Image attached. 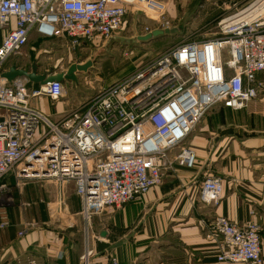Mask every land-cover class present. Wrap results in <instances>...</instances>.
<instances>
[{
  "label": "built area",
  "instance_id": "1",
  "mask_svg": "<svg viewBox=\"0 0 264 264\" xmlns=\"http://www.w3.org/2000/svg\"><path fill=\"white\" fill-rule=\"evenodd\" d=\"M134 10L156 21L166 7L155 0H0V230L11 226L2 210L10 174L17 186L46 181L62 189L73 183L85 223L80 264H94L95 216L142 200L163 184L172 164L196 170L197 153L185 141L210 108L253 114L264 109V0L221 19L211 40L170 48L57 123L32 100L64 99L63 83L31 89L27 80L2 79L6 63L22 52L31 34L63 40L73 49L102 48ZM158 24L139 38L175 29ZM223 192L222 179L207 178L200 202L218 207ZM202 223L218 245V264H263L255 222L237 226L219 215Z\"/></svg>",
  "mask_w": 264,
  "mask_h": 264
},
{
  "label": "crops",
  "instance_id": "2",
  "mask_svg": "<svg viewBox=\"0 0 264 264\" xmlns=\"http://www.w3.org/2000/svg\"><path fill=\"white\" fill-rule=\"evenodd\" d=\"M158 1L172 8L185 0ZM3 37L4 32L0 31V45ZM29 41L56 40L42 39L33 33ZM34 65L39 74L63 71L39 60L29 63L21 58L6 71L12 66L31 71ZM30 88L39 86L30 83ZM44 99L47 98L34 99L32 105L43 112ZM227 111L244 114L249 121L246 126L227 128L207 138L193 137L190 147L197 153L198 166L193 171L175 173L186 180L183 193L192 191L181 208L182 203L173 201L167 191L152 189L140 201L93 218L91 227L97 249L94 264H111V258H116L118 264H218V245L202 220L210 222L219 215L236 225L253 221L259 226L264 264V109L255 114ZM217 177L224 186L220 205L203 206L199 199L202 183ZM4 183L11 191L2 210L11 226L0 230V264H80L85 223L75 185L69 183L60 189L53 182L33 181L17 186L12 174ZM181 195L178 197L183 198ZM21 231L24 234L19 236Z\"/></svg>",
  "mask_w": 264,
  "mask_h": 264
},
{
  "label": "rangeland",
  "instance_id": "3",
  "mask_svg": "<svg viewBox=\"0 0 264 264\" xmlns=\"http://www.w3.org/2000/svg\"><path fill=\"white\" fill-rule=\"evenodd\" d=\"M155 1L165 5L158 0ZM240 1L242 0H185L172 8L165 5V15L156 21L152 20L145 11L134 10L128 15L123 30L106 42L103 48L84 46V48L73 49L67 42L57 39H51L56 40L51 42L29 41V45L19 55L12 56L8 60L5 68L12 65L18 58L25 59L29 63L39 60L46 66H56L57 70L62 69V73H67L68 68L73 64L83 65L87 61L93 63L88 72L78 75L77 83H66V96L62 102L50 99L42 101L45 109L43 113L57 123L64 117L60 112L68 114L72 107H75L72 110H84L101 92L134 74L140 67L151 63L170 48L187 42L211 40L217 34V24L221 19L240 11L252 2L248 0L242 5H237L236 3ZM158 21L163 25L168 23L170 27L178 30L177 33L147 44L140 42L137 39L140 33L145 28L158 26ZM65 106L67 109L64 110ZM58 111L60 114H57ZM248 121L249 118H246L244 114L224 110L222 106H214L203 115L185 141V145L190 147L191 140L195 136L207 138L227 128L246 126ZM201 130L206 131L200 132ZM171 166L167 169L163 184L152 191H167L173 201L182 203L179 207L181 208L183 203L190 199L192 191L183 193L182 186L186 180H182L175 174L186 169L179 168L176 164ZM172 177L173 180H167ZM178 194H182L183 198H179Z\"/></svg>",
  "mask_w": 264,
  "mask_h": 264
},
{
  "label": "water",
  "instance_id": "4",
  "mask_svg": "<svg viewBox=\"0 0 264 264\" xmlns=\"http://www.w3.org/2000/svg\"><path fill=\"white\" fill-rule=\"evenodd\" d=\"M177 31V29L165 31L156 30L145 37H140L139 40L140 42L147 43L157 38L176 34ZM92 66L93 63L91 61H88L83 65H71L67 73L50 71L44 74H39L38 69L35 65L32 67L31 71L19 68L18 66H12L4 74H2V79L6 80L8 83H12L17 79H24L33 85H38L39 87L45 86L52 82H61L63 84H66L67 82L77 83L78 75L88 72L92 68Z\"/></svg>",
  "mask_w": 264,
  "mask_h": 264
},
{
  "label": "trees",
  "instance_id": "5",
  "mask_svg": "<svg viewBox=\"0 0 264 264\" xmlns=\"http://www.w3.org/2000/svg\"><path fill=\"white\" fill-rule=\"evenodd\" d=\"M223 109H225L224 107H223ZM228 110V109H227Z\"/></svg>",
  "mask_w": 264,
  "mask_h": 264
}]
</instances>
